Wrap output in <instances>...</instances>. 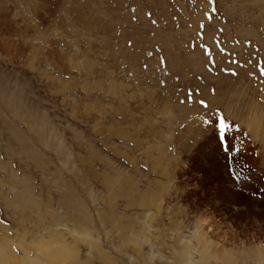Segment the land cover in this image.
<instances>
[{"label": "rangeland", "instance_id": "374dc122", "mask_svg": "<svg viewBox=\"0 0 264 264\" xmlns=\"http://www.w3.org/2000/svg\"><path fill=\"white\" fill-rule=\"evenodd\" d=\"M35 1L0 0V264H264V0Z\"/></svg>", "mask_w": 264, "mask_h": 264}, {"label": "bare ground", "instance_id": "6f19581e", "mask_svg": "<svg viewBox=\"0 0 264 264\" xmlns=\"http://www.w3.org/2000/svg\"><path fill=\"white\" fill-rule=\"evenodd\" d=\"M5 1V0H4ZM7 2V1H6ZM36 1L35 0H11V3H12V5L14 6V7H18V8H20V7H24V9H27L28 11H33L34 12V10H35V8H36V3H35ZM2 3H3V1H2ZM38 3V2H37ZM42 4V3H41ZM8 5V4H7ZM2 6V5H1ZM4 6V5H3ZM3 6H2V8H3ZM38 6H40V5H38ZM43 7H44V5H43ZM39 9H40V7H39ZM32 12V13H33ZM37 12V11H36ZM2 16V15H1ZM50 17V16H49ZM1 21V20H0ZM0 25H1V22H0ZM10 28V27H9ZM1 37V36H0ZM2 39V38H1ZM5 41H7V40H5ZM9 42H11V41H9ZM35 43V42H34ZM4 45V47H2L4 50H5V52L10 48V46H9V44L8 45H6V47H5V44H3ZM1 46V45H0ZM1 48V49H2ZM13 49V48H12ZM8 54V53H7ZM33 54V53H32ZM38 55V54H37ZM11 56V55H10ZM34 58H36L37 59V56L34 54V56H33ZM33 57H32V59H33ZM61 57V56H60ZM52 238V237H51ZM3 240V239H2ZM1 241V240H0ZM33 243V242H32ZM42 247V246H41ZM45 247V246H44ZM43 247V248H44ZM22 248V247H21ZM42 249V248H41ZM45 249H47L46 247H45ZM50 249V248H49ZM33 250H35V249H33V247L32 248H29L27 251H33ZM43 250V249H42ZM44 251V250H43ZM99 252V251H98ZM41 253V252H40ZM34 254V253H33ZM21 255V254H20ZM23 255V254H22ZM25 256H26V253H25ZM33 258V257H32ZM40 258V257H39ZM75 258V257H74ZM52 259V258H51ZM70 259V258H69ZM65 260V259H64ZM66 261V260H65ZM87 261V260H86ZM23 262V261H22ZM60 263H61V261H60ZM23 264V263H22ZM30 264V263H29ZM63 264H64V262H63ZM78 264V263H77Z\"/></svg>", "mask_w": 264, "mask_h": 264}, {"label": "snow or ice", "instance_id": "6c2138e0", "mask_svg": "<svg viewBox=\"0 0 264 264\" xmlns=\"http://www.w3.org/2000/svg\"><path fill=\"white\" fill-rule=\"evenodd\" d=\"M208 123L210 124V127L213 130V133H215V130H216L215 122L209 121ZM226 128H227V125L223 121H221L219 124V139H220V142L224 148V151H228L230 149V145H226L224 143L225 142V130H226Z\"/></svg>", "mask_w": 264, "mask_h": 264}]
</instances>
